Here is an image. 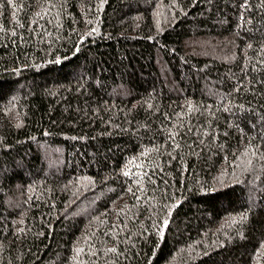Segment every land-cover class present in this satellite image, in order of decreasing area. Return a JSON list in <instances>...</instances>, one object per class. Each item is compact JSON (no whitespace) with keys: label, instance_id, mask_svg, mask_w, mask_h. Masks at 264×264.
<instances>
[{"label":"trees","instance_id":"trees-1","mask_svg":"<svg viewBox=\"0 0 264 264\" xmlns=\"http://www.w3.org/2000/svg\"><path fill=\"white\" fill-rule=\"evenodd\" d=\"M0 264H264V0H0Z\"/></svg>","mask_w":264,"mask_h":264}]
</instances>
